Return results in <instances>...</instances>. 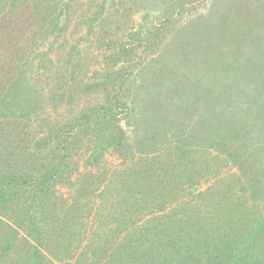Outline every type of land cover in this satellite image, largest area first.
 I'll use <instances>...</instances> for the list:
<instances>
[{"label": "trees", "instance_id": "obj_1", "mask_svg": "<svg viewBox=\"0 0 264 264\" xmlns=\"http://www.w3.org/2000/svg\"><path fill=\"white\" fill-rule=\"evenodd\" d=\"M78 1L0 0V264H264V0Z\"/></svg>", "mask_w": 264, "mask_h": 264}, {"label": "rangeland", "instance_id": "obj_2", "mask_svg": "<svg viewBox=\"0 0 264 264\" xmlns=\"http://www.w3.org/2000/svg\"><path fill=\"white\" fill-rule=\"evenodd\" d=\"M118 1L119 0H108V3H110V5H120V3L118 4ZM95 2H96V0H79L78 1L77 7L80 9L77 10L78 13L76 15H79V17H75V16L71 17L70 23H69V29L70 30H76V29L81 30V28H83V27L86 30L85 33L89 30L88 18L92 16V14H91L92 12L94 13L97 10L99 11V6H97V5L94 6L96 4ZM123 2H125V1H123ZM205 8H207V2H202V3L196 4L195 8L191 9L190 12H188L187 9H185L184 12L181 13L182 16H181L180 22L182 23V22L186 21L192 14H197L199 12L198 11L199 9L204 10ZM245 9L246 8H244L243 10L237 9L236 13L243 12V14H242L243 17L248 16V18H250V16L247 13V10H245ZM142 16H143V14H139V13L136 15H132L131 19H128L127 17H124V16H120L122 18L120 19V24H118L117 27L120 29L121 32L127 33V32H129V29L132 27V23H133V26L136 23H140V24L144 25L145 21L142 20ZM144 16L149 22L151 21L152 15L144 14ZM194 22L195 21H192L190 23H194ZM184 23H188V22H184ZM101 24L102 23H96L93 27V30H91V31L89 30V32H90L89 40H91V36L94 34V38L92 39V41H83V45H84L83 47H85L88 44L90 46L89 50L93 49L97 53H99L100 48L102 47V45H104V41L102 39H100V37L102 35H104V32H101V30H100L101 26H99V25H101ZM187 27H188V25H187ZM224 28H225L226 35H228L229 37H236V35H235L236 31L231 32L230 28L227 25ZM114 30H115V27H114ZM85 33L83 35L84 38L86 36ZM74 36H75V34H74ZM172 39L173 38H171L170 40H172ZM97 48H99V49H97ZM83 53H85V52H83ZM101 59H102V57L100 56L99 60H101ZM93 60H96V59L93 58ZM87 61L92 62V59H89ZM162 61H163V59H162Z\"/></svg>", "mask_w": 264, "mask_h": 264}]
</instances>
